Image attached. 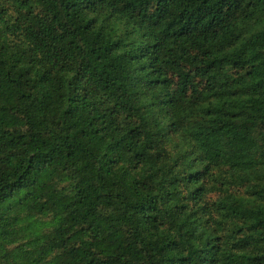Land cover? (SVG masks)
Returning a JSON list of instances; mask_svg holds the SVG:
<instances>
[{
	"label": "trees",
	"instance_id": "trees-1",
	"mask_svg": "<svg viewBox=\"0 0 264 264\" xmlns=\"http://www.w3.org/2000/svg\"><path fill=\"white\" fill-rule=\"evenodd\" d=\"M0 264H264V0H0Z\"/></svg>",
	"mask_w": 264,
	"mask_h": 264
}]
</instances>
